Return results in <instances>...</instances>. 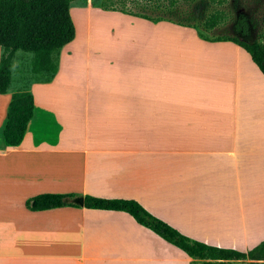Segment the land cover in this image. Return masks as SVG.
I'll list each match as a JSON object with an SVG mask.
<instances>
[{"label": "crops", "instance_id": "0c3cea01", "mask_svg": "<svg viewBox=\"0 0 264 264\" xmlns=\"http://www.w3.org/2000/svg\"><path fill=\"white\" fill-rule=\"evenodd\" d=\"M81 10L133 27L137 60L104 64L100 90L78 93L65 45L52 80L29 85L34 113L17 147L3 142L13 81L0 94V264L198 261L122 211L26 209L40 194L132 200L216 248L263 242L264 75L249 54L169 21Z\"/></svg>", "mask_w": 264, "mask_h": 264}, {"label": "trees", "instance_id": "16d2710c", "mask_svg": "<svg viewBox=\"0 0 264 264\" xmlns=\"http://www.w3.org/2000/svg\"><path fill=\"white\" fill-rule=\"evenodd\" d=\"M77 0H0V94H6L12 81V59L17 52L31 54L30 73L32 82L48 83L57 72L59 52L75 36L74 25L69 13L70 6ZM178 0H170L169 9L175 7ZM209 4L223 3L226 0H208ZM236 6L238 0H232ZM134 8L138 4L132 2ZM160 9L158 1L153 3ZM103 10L119 11L140 17L153 23L169 21L179 26L198 29L197 26L181 21H171L164 16L152 18L145 14L125 9L102 6ZM202 23L206 32L223 24L227 14L220 9L208 12ZM261 27V28H259ZM256 31V38L250 36ZM234 36L209 37L199 33L209 42H232L243 48L252 62L264 75V18L260 26L254 18L237 11L231 24ZM243 39V40H241ZM31 82L11 93L3 128V142L7 147H17L22 142L28 122L34 113L33 96L29 91ZM83 204L80 205L79 201ZM30 211H46L63 207H84L87 209L122 211L128 213L141 226L149 229L167 243L183 251L190 259L198 260L194 264H264V241L247 252L221 249L192 240L174 228L154 217L140 204L132 200L102 199L75 194H40L25 201Z\"/></svg>", "mask_w": 264, "mask_h": 264}, {"label": "rangeland", "instance_id": "374dc122", "mask_svg": "<svg viewBox=\"0 0 264 264\" xmlns=\"http://www.w3.org/2000/svg\"><path fill=\"white\" fill-rule=\"evenodd\" d=\"M136 2L137 8H134L132 2ZM158 1L161 4L160 9H155L153 3ZM170 0H77L71 4L75 11L70 12V16L75 31H78V38L75 39L65 49L63 55V71L71 73L77 84L78 93H83L84 86L88 84L91 89L99 88L104 81L105 74L102 68L106 64L108 68L114 63H119L121 70L127 71L133 61L137 60L133 56V27H129L120 17L108 18L99 17L100 14L88 16L80 11V8H101L115 7L116 9H125L135 13L145 14L152 18L164 16L171 21H181L190 23L198 27L199 33L205 36L214 37L231 33V24L233 23L237 11L243 12L246 16L254 18L260 26L264 18V0H238L234 6L232 0H226L219 4L217 2L209 4L208 0H178L175 7L169 9L167 4ZM220 9L227 14L226 21L212 31L206 32L202 28V23L208 12ZM110 11V10H108ZM119 12V11H112ZM121 13V12H119ZM124 14V13H123ZM123 21V22H122ZM261 28V27H259ZM194 29V28H193ZM133 30V31H132ZM132 31V32H131ZM256 38V31L250 36ZM86 39V40H85ZM243 40V39H241ZM97 48V52L93 49ZM103 49L102 51H100ZM122 50V52H121ZM69 52V53H68ZM68 55V57H67ZM31 54L17 52L12 62V90L21 89L25 84L32 82L33 76L30 73ZM73 87V86H71ZM75 115L81 116V110L78 107ZM245 262H232L231 264H244Z\"/></svg>", "mask_w": 264, "mask_h": 264}, {"label": "water", "instance_id": "95a60500", "mask_svg": "<svg viewBox=\"0 0 264 264\" xmlns=\"http://www.w3.org/2000/svg\"><path fill=\"white\" fill-rule=\"evenodd\" d=\"M79 204H80V205H82V204H83V201H82V200H80V201H79Z\"/></svg>", "mask_w": 264, "mask_h": 264}]
</instances>
